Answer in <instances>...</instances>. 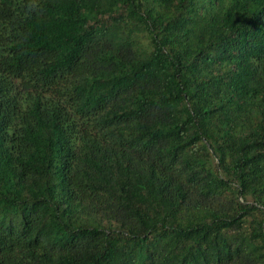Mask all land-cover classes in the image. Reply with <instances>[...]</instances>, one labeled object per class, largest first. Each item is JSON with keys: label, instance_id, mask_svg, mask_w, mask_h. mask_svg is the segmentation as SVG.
I'll use <instances>...</instances> for the list:
<instances>
[{"label": "trees", "instance_id": "1", "mask_svg": "<svg viewBox=\"0 0 264 264\" xmlns=\"http://www.w3.org/2000/svg\"><path fill=\"white\" fill-rule=\"evenodd\" d=\"M0 264H264V0H0Z\"/></svg>", "mask_w": 264, "mask_h": 264}]
</instances>
